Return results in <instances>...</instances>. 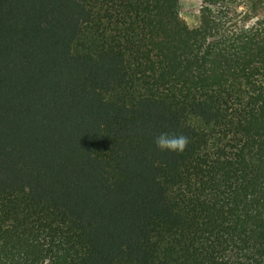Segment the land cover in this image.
<instances>
[{
    "label": "trees",
    "instance_id": "16d2710c",
    "mask_svg": "<svg viewBox=\"0 0 264 264\" xmlns=\"http://www.w3.org/2000/svg\"><path fill=\"white\" fill-rule=\"evenodd\" d=\"M201 2L0 0V264H264V0Z\"/></svg>",
    "mask_w": 264,
    "mask_h": 264
},
{
    "label": "rangeland",
    "instance_id": "374dc122",
    "mask_svg": "<svg viewBox=\"0 0 264 264\" xmlns=\"http://www.w3.org/2000/svg\"><path fill=\"white\" fill-rule=\"evenodd\" d=\"M240 6L239 10H243ZM213 8L202 3L201 0H179L180 16L189 27L194 26L201 16L210 15Z\"/></svg>",
    "mask_w": 264,
    "mask_h": 264
},
{
    "label": "clouds",
    "instance_id": "9594fccd",
    "mask_svg": "<svg viewBox=\"0 0 264 264\" xmlns=\"http://www.w3.org/2000/svg\"><path fill=\"white\" fill-rule=\"evenodd\" d=\"M155 145L157 148L167 151L182 152L186 147L188 140L184 135H165L161 133L155 138Z\"/></svg>",
    "mask_w": 264,
    "mask_h": 264
}]
</instances>
